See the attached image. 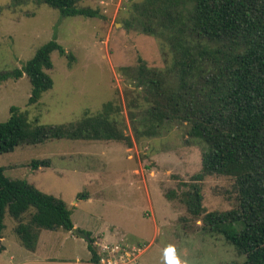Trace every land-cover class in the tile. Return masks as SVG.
<instances>
[{
  "label": "rangeland",
  "instance_id": "374dc122",
  "mask_svg": "<svg viewBox=\"0 0 264 264\" xmlns=\"http://www.w3.org/2000/svg\"><path fill=\"white\" fill-rule=\"evenodd\" d=\"M139 1L82 0L80 6L97 9L99 15L67 17L46 4L14 6L12 0H0V71L22 69L51 39L72 55L70 59L51 54L53 67L47 72L53 86L36 104H28L31 85L26 75L0 82V122L7 120L11 106L38 124L57 125L77 121L84 112L94 114L103 103L113 101L121 107L125 133L132 138L130 147L112 140L23 144L0 154V166L7 177L26 179L40 191L61 198L81 230L115 226L118 231H111L115 235L101 242L147 246L131 264H164L169 244L176 246L188 264H243L244 256L233 245L221 234L209 233L201 217L186 209L182 192L201 170L204 148L189 137L187 125L174 124L168 132L151 138L133 137L125 99L126 89L133 86L119 68L134 66L138 57L155 68L169 62L158 39L124 24L132 4ZM33 159L50 164L34 170L30 167ZM166 193L175 195L170 194L169 200ZM201 193L206 211L222 212L237 205L235 180L230 176H206ZM18 221L5 214L0 264H85L91 256L86 240L62 228L41 229L36 249L29 251L15 233ZM92 233L94 239L98 232ZM93 246L99 249L95 242Z\"/></svg>",
  "mask_w": 264,
  "mask_h": 264
},
{
  "label": "trees",
  "instance_id": "16d2710c",
  "mask_svg": "<svg viewBox=\"0 0 264 264\" xmlns=\"http://www.w3.org/2000/svg\"><path fill=\"white\" fill-rule=\"evenodd\" d=\"M80 1L12 3L46 4L67 17L99 15L97 9L80 6ZM124 24L158 39L169 56L164 68L149 67L140 57L134 66L119 68L133 86L125 93L133 137L151 138L174 124H186L189 137L204 147L201 170L182 192L187 211L201 217L209 233L221 234L233 245L244 256L243 264H264V0H142L132 4ZM53 52L72 57L51 39L22 69L0 71V82L26 75L31 85L28 104H36L53 86L47 72L53 67ZM126 128L122 109L113 101L103 103L94 114L84 112L77 121L57 125L38 124L11 106L7 120L0 122V154L19 145L60 139L112 140L130 147L132 138ZM49 164V160L33 159L30 167L36 170ZM211 175L234 178L235 208L204 209L201 182ZM170 194L175 195L165 196L172 200ZM29 211V219L23 222ZM6 213L19 220L14 230L29 251L35 250L41 229L73 228L71 210L61 198L40 191L26 179L7 177L0 166V238ZM84 232L89 236L90 261L98 263L94 239Z\"/></svg>",
  "mask_w": 264,
  "mask_h": 264
},
{
  "label": "built area",
  "instance_id": "2783aa9c",
  "mask_svg": "<svg viewBox=\"0 0 264 264\" xmlns=\"http://www.w3.org/2000/svg\"><path fill=\"white\" fill-rule=\"evenodd\" d=\"M96 253L99 256L98 264H130L140 255V247L120 243L96 242Z\"/></svg>",
  "mask_w": 264,
  "mask_h": 264
},
{
  "label": "crops",
  "instance_id": "0c3cea01",
  "mask_svg": "<svg viewBox=\"0 0 264 264\" xmlns=\"http://www.w3.org/2000/svg\"><path fill=\"white\" fill-rule=\"evenodd\" d=\"M168 202V204H169V206H170V210H171V213H174V211H173V209H172V207H171V205H170V203H169V201H167ZM73 223V228H78L79 230H81L80 229V227L78 226V224H75L74 222H72ZM95 231V232H98V235H94V242L96 243V242H101L102 240H103V237L104 238H107V239H109L111 236H114L112 233H111V231L112 230H116V231H118L116 228H115V226H113V225H110V226H106V227H93L92 229H90V230H87L89 233H91V235L93 234L92 233V231ZM81 231H83L84 232V230H81ZM155 231H156V233L158 234L159 233V231H160V228H155ZM69 234H74V233H71L72 231H67ZM112 235H111V234ZM75 235V234H74ZM77 236V235H76ZM0 240L1 241H3V237H1L0 238ZM95 240H98V241H95ZM150 244V243H149ZM148 244V245H149ZM147 247V246H146ZM146 247H144V249H142L141 248V251H144L145 249H146ZM36 249V248H35ZM90 253V252H89ZM81 262V261H80ZM84 263L85 264H98V263H93V262H91L90 261V258L89 259H87L86 261H84ZM131 264V263H130Z\"/></svg>",
  "mask_w": 264,
  "mask_h": 264
},
{
  "label": "clouds",
  "instance_id": "9594fccd",
  "mask_svg": "<svg viewBox=\"0 0 264 264\" xmlns=\"http://www.w3.org/2000/svg\"><path fill=\"white\" fill-rule=\"evenodd\" d=\"M164 264H188L187 259L182 260L177 253L175 245L169 244L164 250Z\"/></svg>",
  "mask_w": 264,
  "mask_h": 264
},
{
  "label": "water",
  "instance_id": "95a60500",
  "mask_svg": "<svg viewBox=\"0 0 264 264\" xmlns=\"http://www.w3.org/2000/svg\"><path fill=\"white\" fill-rule=\"evenodd\" d=\"M71 231H72L75 235H77V236L83 238L84 240L88 241L89 236H88L85 232L79 230L78 228H72Z\"/></svg>",
  "mask_w": 264,
  "mask_h": 264
}]
</instances>
